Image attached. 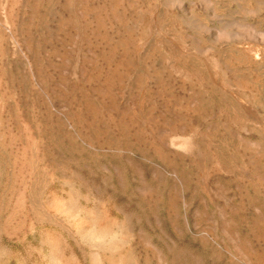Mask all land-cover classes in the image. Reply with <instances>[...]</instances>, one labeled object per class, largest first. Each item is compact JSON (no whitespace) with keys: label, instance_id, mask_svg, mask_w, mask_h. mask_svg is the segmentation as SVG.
I'll return each instance as SVG.
<instances>
[{"label":"rangeland","instance_id":"374dc122","mask_svg":"<svg viewBox=\"0 0 264 264\" xmlns=\"http://www.w3.org/2000/svg\"><path fill=\"white\" fill-rule=\"evenodd\" d=\"M117 208L138 264H264V0H0V264Z\"/></svg>","mask_w":264,"mask_h":264},{"label":"clouds","instance_id":"9594fccd","mask_svg":"<svg viewBox=\"0 0 264 264\" xmlns=\"http://www.w3.org/2000/svg\"><path fill=\"white\" fill-rule=\"evenodd\" d=\"M176 137L169 139V144L176 151L190 154L195 149L194 136L185 135L183 144H176ZM135 235L131 222L126 215L116 209V214L106 217V220L95 226L87 236L89 248L88 264H138L133 242ZM47 264H81L80 259L72 254H59L56 246L50 249Z\"/></svg>","mask_w":264,"mask_h":264},{"label":"bare ground","instance_id":"6f19581e","mask_svg":"<svg viewBox=\"0 0 264 264\" xmlns=\"http://www.w3.org/2000/svg\"><path fill=\"white\" fill-rule=\"evenodd\" d=\"M225 35H227L226 34V32H224V33H220L219 34V37H221V36H225ZM164 138V137H163ZM162 141V143L164 142V140H161ZM174 143H176V144H183V140H182V138L179 140V142H174Z\"/></svg>","mask_w":264,"mask_h":264}]
</instances>
